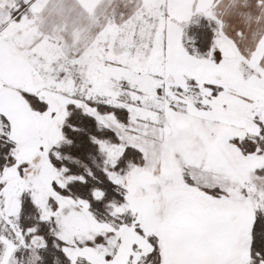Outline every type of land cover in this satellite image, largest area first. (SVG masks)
Segmentation results:
<instances>
[{
    "label": "snow or ice",
    "instance_id": "obj_1",
    "mask_svg": "<svg viewBox=\"0 0 264 264\" xmlns=\"http://www.w3.org/2000/svg\"><path fill=\"white\" fill-rule=\"evenodd\" d=\"M0 264H264V0H0Z\"/></svg>",
    "mask_w": 264,
    "mask_h": 264
}]
</instances>
